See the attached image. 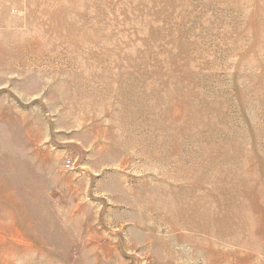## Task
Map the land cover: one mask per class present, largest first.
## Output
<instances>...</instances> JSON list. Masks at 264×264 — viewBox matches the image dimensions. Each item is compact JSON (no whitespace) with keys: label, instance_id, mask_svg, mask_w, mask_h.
I'll return each instance as SVG.
<instances>
[{"label":"rangeland","instance_id":"374dc122","mask_svg":"<svg viewBox=\"0 0 264 264\" xmlns=\"http://www.w3.org/2000/svg\"><path fill=\"white\" fill-rule=\"evenodd\" d=\"M0 264H264V0H0Z\"/></svg>","mask_w":264,"mask_h":264}]
</instances>
